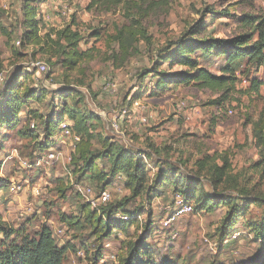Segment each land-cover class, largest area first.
I'll return each instance as SVG.
<instances>
[{
  "label": "rangeland",
  "instance_id": "1",
  "mask_svg": "<svg viewBox=\"0 0 264 264\" xmlns=\"http://www.w3.org/2000/svg\"><path fill=\"white\" fill-rule=\"evenodd\" d=\"M22 1L0 0L1 10L8 14L7 17L0 15L1 26L14 28L15 23L20 20L21 14L18 12ZM65 1L70 6L71 14L64 15L63 8H60V12L55 10L52 0L40 2L38 5L41 12L46 9L51 14V20L45 22L50 29H64L71 24L75 16L76 24L73 30L78 31L84 38L79 46L80 51L96 48L92 60H83L80 63L83 72L77 69L67 71L66 67L55 65L56 58L51 53L38 54L32 58L33 51L38 50L36 47L23 49L18 46L20 36L8 41L0 27V73L4 72L6 79L11 78L15 67L21 63L17 58V52H21L24 53L23 59L27 58L23 65L25 68L31 61L45 62L49 65L56 83L55 87L43 86L46 75L33 70L34 78L28 83V88H38L37 95L41 100L28 103L29 112L22 114L23 123L18 127L14 130L4 127L0 132V178H5L9 183L14 182L21 188L17 194H11L9 188L0 191V229L4 231L0 233V260L13 253L15 264H18L17 248H23L28 241L36 238L43 224L52 228L58 250L65 252L62 264H94V252L100 245L103 248V259L95 264H120L119 257L125 254L121 245V240L125 237L112 238L98 244L90 235L91 228L87 220V213L90 212L74 184L91 185L95 192H98L91 179H80L79 175L74 173L70 157L76 148H73L70 142L64 144L59 138L60 130H57L54 141H50L51 146L45 149L47 141L43 134V123L48 118L63 121L66 119L63 114L69 107L82 112L86 117H92L91 125L97 127L99 136L114 138L129 149H148L151 144H163L162 150L170 147L168 150L172 152L163 155H171L173 161L180 158L187 161V166L183 169L178 165L186 174L196 170L193 169L194 164L204 156L202 153L197 156L188 152L195 151L196 148L205 149L217 164L224 167L221 184L213 185L217 191H213L207 180L204 182V190L213 195V198L232 200V204L240 210L239 216L231 220V208L220 206L213 212L201 210L186 216L168 230H164L160 236L155 235V232L154 237L147 241L151 247L154 264H243L252 259L260 253V248L264 245V241H253L258 238L256 229L264 227V148L260 146L254 134V124L264 113V68L254 65L231 67L239 72L242 79L251 81L246 86L240 84L243 92L250 91L254 80H257L260 82L259 93L246 94L240 98L238 95L239 102L226 103L222 108L223 113L217 116V108L211 105L215 98L212 93L200 91L194 86L169 85L164 96H154L153 77L145 79L144 88L139 93L137 74L144 72V69H150L148 51L155 56L158 50L178 43L182 36L189 38L193 28L203 21V36L226 40L243 33L244 20L248 21L250 17L264 18V0H167V6L155 10L144 20V26L151 37L150 44L146 41L140 42L138 52L133 53L128 60L115 63L113 59L106 60L103 53L108 50L109 38L114 37L118 29L130 24V20L124 15L127 4L117 8L100 5L89 10L91 0ZM134 1L142 4L145 0ZM45 32L46 30L42 34ZM13 46L15 52L12 51ZM160 64L162 69H168L171 73L186 70L179 66L170 67L168 62ZM220 67L221 65L216 63L213 70L219 73ZM106 82L115 85L116 92L113 95L104 91ZM5 86L6 83L0 84V96L2 93L3 99L0 102L3 103L8 94ZM66 86L70 88L67 89ZM64 94L67 98L63 97ZM134 94H141L136 100L142 98V101L149 102L160 111V116L154 124L163 121L162 124L157 127L150 124L152 127L144 128L146 132H153L155 128L170 124V120L174 119V108L179 102L185 101L188 104L185 113L195 114L199 111L203 114L202 119L196 122L195 128H200L194 131L199 134L186 135L189 131L186 125L178 124L176 119L173 123L178 126L173 130L168 129L169 135L149 137L154 140L152 143L148 139L140 141L139 137L131 133L127 128L130 126L129 120L125 122L122 133H115L110 127L111 120L116 112L127 106ZM124 100L128 101L125 106ZM229 111H232V115H229ZM95 117L101 118V122ZM217 118L220 119V124L216 121ZM33 122L37 123L39 128L31 137L26 131L31 130L30 124ZM164 136L176 145H164L160 139ZM95 147L100 150L101 143L96 141ZM39 151L42 152L39 154ZM51 151L61 155L58 161L51 162L48 159ZM40 157L46 158L41 165H32L29 168H23L21 165L26 160L36 164V159ZM225 161L228 162L227 165ZM108 164L105 156H101L97 162L100 170ZM150 166L152 174H155L157 170L154 163L150 162ZM35 187H42L40 197L34 195ZM107 190L111 192L113 201H120L129 194L119 178L114 179L107 186ZM149 196L151 199L148 193H145L131 202L124 211H128L127 215L141 214L142 221L153 218L157 230H160L158 222L163 215L159 208L170 205L169 202L173 198L172 188L164 191L162 198ZM151 201L152 205L149 203ZM75 222H78V225ZM59 230L63 233L59 234ZM237 232H241L242 237L231 239ZM228 233L231 240L222 243ZM130 234V238L136 241L142 236V229H132ZM174 234L178 236L175 240L172 239ZM206 239L216 244L214 250L205 242Z\"/></svg>",
  "mask_w": 264,
  "mask_h": 264
},
{
  "label": "trees",
  "instance_id": "2",
  "mask_svg": "<svg viewBox=\"0 0 264 264\" xmlns=\"http://www.w3.org/2000/svg\"><path fill=\"white\" fill-rule=\"evenodd\" d=\"M47 1L49 0H23L19 5L20 11L18 12L21 14V18L19 17L20 20L15 23L14 28H9V26L4 28L0 25L4 36L8 41L20 36L21 41L18 42L23 49L36 47L38 50L33 51L32 58L38 54L51 53L56 58L55 65L66 67L67 71L77 69L83 72L80 63L83 60H92L96 48L92 47L85 52L80 51L79 46L84 38L78 31L73 30L76 24L75 16L72 18L71 24L62 30L50 29L49 26H46L38 3ZM122 4H127L124 15L130 20V24L118 29L116 35L109 38L107 41L108 50L103 53L105 59H113V63L128 60L133 53L139 51L140 42L146 41L147 44H150L151 37L144 26V20L155 10L167 6L168 2L167 0H145L142 4H138L134 0H91L88 9L91 10L100 5L117 8ZM208 13L212 15L211 12ZM0 15L8 16L1 8ZM202 16L204 15L202 14ZM244 21L243 33L231 39H214L212 36H203L201 32L205 29L201 26L205 23L203 21L193 28L189 38L182 36L179 44L174 43L167 48L158 50L155 56L151 51H148L150 69H144V72L137 74L138 85H140L139 93L144 88L145 79L153 77L155 95L165 93L166 89H169V85L194 86L200 91L215 95L211 105L221 110L226 103L239 102L238 95L240 98L246 94L259 93L260 82L257 80H254L250 91L243 92L240 89L242 76L236 72L235 68L249 67L250 65L264 68V18L250 17L248 21ZM44 30L46 32L42 34ZM12 51H16L14 46ZM25 55L28 56V54ZM23 57L24 53L17 52V58L21 60V63L15 67L12 77H7L5 81L8 94L4 98L5 102H0V132L4 127L13 130L18 127L23 123L22 114L29 112L28 103L33 100H41V97L37 95L38 88H31V90L28 88V83L31 82L34 75L33 71L23 66L27 59H23ZM165 62H168L170 67L179 66L186 70L171 73L168 69H162L160 63ZM216 63L221 65L219 73L213 70ZM233 65L235 68H231ZM249 82L251 83V81ZM140 95L134 94L129 102L124 100L123 106L127 102V105H130L132 101L139 99ZM63 97L67 98V95L64 94ZM0 100L3 101L2 93ZM63 116L71 123L73 130L81 136V143L71 153V167H73L74 173L78 174L80 179L87 177L91 179L96 185L97 192L107 189L114 179L122 177L125 190L129 193L122 200L112 201L102 207L100 212L91 209L86 203L87 210L90 212L87 213V220L91 228L90 235L96 243L102 244L112 238L125 237L121 240L122 252L125 254L123 253L124 255L119 257L120 264H154L151 247L147 241L149 238H153L156 232L155 220L148 218L140 221L141 214L129 213L127 215L128 211H124L131 202L141 198L145 193H148V197L151 195L155 198H162L164 191L172 188L173 197L176 194H181L187 203L194 206L196 213L201 210L213 212L217 207L228 206L231 208L229 215L231 220L239 216L240 210L236 209L232 200L213 198V195L207 194L204 190V182L208 181L213 191L216 192L217 190L213 187L214 183L221 184L224 177V167L217 164L211 155L206 154L203 158L198 159L193 168L196 170L186 174L178 167L179 164L182 169L187 166V161L181 158L174 163L172 156H163L160 150L153 148L152 145L146 151L136 148L129 149L114 138L99 136L97 127L91 125L90 120L93 118L86 117L85 114L71 107L65 110ZM66 119L61 121L62 119L48 118L43 123V134L47 141L45 149L51 146L50 141H54L55 133L60 130L61 123ZM95 119L99 123L101 122V118L95 117ZM38 128L36 123V129L26 131V134L29 133L33 137L38 132ZM254 134L255 139L264 148V113L254 124ZM96 141L101 143L100 150L95 147ZM39 146L42 148V145L39 144ZM40 152L42 151H39V154ZM101 156L107 157L109 162L108 166H104L102 170L97 166ZM150 162H156L158 170L155 174H152L149 167ZM227 164L228 162L225 161V165ZM4 188L6 189L8 186L0 187V191ZM149 203L153 204L152 201ZM120 215H127L129 220H122ZM1 221L2 217L0 216ZM75 223L78 225V222ZM139 228L142 229V236L134 241L130 238V232L132 229ZM3 232L0 229V233ZM228 236L229 233L224 237L222 243L229 239ZM256 236L258 238L254 239V242L264 241L263 226L256 229ZM17 250L18 264H62L65 254L58 250L52 228L47 224L42 225L36 238ZM94 253L96 258L94 264L101 262L103 259L102 246L100 245ZM14 258L12 253L4 260H0V264H15ZM243 264H264V245L261 246L260 253Z\"/></svg>",
  "mask_w": 264,
  "mask_h": 264
},
{
  "label": "built area",
  "instance_id": "3",
  "mask_svg": "<svg viewBox=\"0 0 264 264\" xmlns=\"http://www.w3.org/2000/svg\"><path fill=\"white\" fill-rule=\"evenodd\" d=\"M52 3L54 5L55 10L59 11L60 8H63L62 12L64 13V15L71 14L70 6L68 5V2H66L65 0H52ZM49 19L50 17L47 16V20ZM17 45L20 46V42H17ZM27 65L30 71L36 70L38 73L46 75L44 78L43 86L47 88H49V86L55 87L56 83L50 73V67L47 63L31 61ZM5 81H6V75L4 72H1L0 84L5 83ZM248 84H249L248 79L243 78L241 80L242 86H246ZM104 91L108 94L113 95L116 92V87L113 83L106 82V84L104 85ZM187 109H188V104L185 101L179 102L176 105V111L178 113L184 112ZM148 112H149V107L146 103H144L141 99L134 100L130 105L122 107L118 112L114 114L110 123V127L115 133L120 134L122 133L125 122L131 119L137 120L141 126H146L149 124ZM228 113L229 115H232V111H229ZM31 129L33 130L36 129L35 122L31 124ZM59 138L63 141L64 144L70 142L73 148H76L81 143V136L73 130L71 123L69 121H64L61 123ZM60 156L61 155L58 154L56 151H51L50 154L48 155V159L51 162H55L58 161ZM36 160H37L36 164H31V162H28L26 160L23 161L21 165L23 168H29L32 165H41L42 163H44V161H46V158L40 157L37 158ZM71 160L72 159L70 157V161ZM119 179L123 181L122 177H119ZM2 186H8L9 192L11 194H17L21 189L17 184H15L14 182L9 183V181H7L5 178L2 179L0 178V187ZM74 187L77 189L78 195L81 196L82 199L85 200V202L89 204V206L93 210H98L100 212V209L102 207L107 206L113 201L112 194L107 189L101 190L100 192L96 193L95 189H93L91 185L81 186L80 184H74ZM42 192H43L42 187H35L33 190V193L36 197H40L42 195ZM159 210L163 216L161 220H159L158 222V226L160 230L156 229L157 236L162 235L164 230H168L169 228L172 227V225L176 224L184 217L192 214H196L194 206L192 204L187 203L181 194L174 195L170 205L161 206ZM119 217L124 221L129 220V217L127 215H120ZM58 233L59 234L63 233V231L59 230ZM177 237H178L177 234H174L172 236V239L175 240ZM241 237H242V233L237 232L233 235V238L231 239H239ZM231 239H227L225 243H228ZM205 242L209 244L212 250H214V248L216 247V244L210 242L208 239H206Z\"/></svg>",
  "mask_w": 264,
  "mask_h": 264
},
{
  "label": "crops",
  "instance_id": "4",
  "mask_svg": "<svg viewBox=\"0 0 264 264\" xmlns=\"http://www.w3.org/2000/svg\"><path fill=\"white\" fill-rule=\"evenodd\" d=\"M42 15H44L43 16V21L44 22H48V21H50L51 20V14L50 13H48V11L45 9V10H42ZM47 16H49L50 17V19L49 20H47ZM139 88V87H138ZM140 89V88H139ZM143 90V89H142ZM142 90H141V92H142ZM164 94H166V93H160L159 95H155L154 94V96H164ZM150 96H152V97H154L153 95H150ZM142 99V98H141ZM149 101L151 102L152 101V99H149ZM144 102V101H143ZM145 103V102H144ZM146 104L148 105V107H149V112H148V115H149V124L148 125H146V126H141L140 124H139V122L137 121V120H133V119H131V120H129L130 122H129V124H130V126H128L127 128H128V130L129 131H131V133H133L135 136H137V137H139L140 139V141H143V139L144 140H146V139H148L151 143L154 141L153 139H151V138H149V137H159L160 135H163V134H166V135H169V132H168V129H170V130H173L174 128H176L177 126H176V124H174L173 122H174V119H176V121L178 122V124L179 123H183V126L184 125H186V127H187V129L189 130L188 132H187V134L186 135H189V134H199L198 132H194L196 129V131H198V129L200 128H195L196 127V122L199 120V119H202V115L203 114H201L199 111H196L195 112V114H189L188 112H186L185 113V111L184 112H180V113H178L177 111H176V107L174 108V114H172V115H174L173 116V120H170V124H168L167 123V125L165 124V125H163V126H161V128H155L154 130H153V132L151 131V130H149L148 132H146V127H152V126H150V124H153V125H155L154 123L156 122V120H158V117L160 116V111L158 110V108L155 106H152V104H149V102L147 103L146 102ZM218 110H220V111H218ZM183 113H185L184 115H183ZM221 113H223V111L221 110V109H218L217 108V114H215V116H217V115H220ZM227 114V113H226ZM183 115V116H182ZM182 117V118H181ZM187 121V122H186ZM217 122H218V124H220V119L219 118H217V120H216ZM162 122L163 121H161L160 123H158V124H156L155 125V127H157V126H159V125H161L162 124ZM188 122H191V124H189ZM169 127V128H168ZM145 128V129H144ZM165 129V130H164ZM167 136H164L163 138H160L161 140H162V142H164L165 144L164 145H166V146H175L176 144H174V143H172V141L171 140H167V139H165ZM169 138V137H168ZM181 138V137H180ZM154 139H156V138H154ZM171 144V145H170ZM152 145V147L153 148H156V149H158V150H160V152H161V154L163 155V154H169V152H172V151H169L168 149H170V147L168 148V149H166V150H162V148L161 147H163L162 145L161 146H154V144H151ZM172 148V147H171ZM139 149H142L143 151H146V148H139ZM168 150V151H167ZM188 152L189 153H191V152H193V153H195V155H199V154H203L204 156L206 155V150L205 149H202V148H196V150L195 151H189L188 150ZM173 154V153H172ZM207 154H209V153H207ZM164 156V155H163ZM171 156V155H170ZM177 161V160H176ZM176 161H173L174 163H176ZM152 163H154V167H155V170H158L157 168H156V162H152ZM149 167L151 168V166L149 165ZM172 200H173V198H172ZM172 200L169 202V203H171L172 202Z\"/></svg>",
  "mask_w": 264,
  "mask_h": 264
}]
</instances>
